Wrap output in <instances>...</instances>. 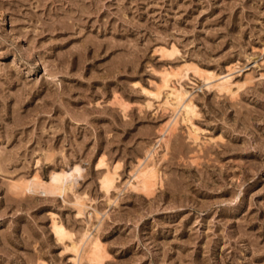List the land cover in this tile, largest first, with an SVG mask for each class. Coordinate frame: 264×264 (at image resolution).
Instances as JSON below:
<instances>
[{
  "label": "rangeland",
  "instance_id": "rangeland-1",
  "mask_svg": "<svg viewBox=\"0 0 264 264\" xmlns=\"http://www.w3.org/2000/svg\"><path fill=\"white\" fill-rule=\"evenodd\" d=\"M172 91L196 108L165 142ZM74 166L65 195L23 189ZM54 223L101 264H264V0H0V264H96Z\"/></svg>",
  "mask_w": 264,
  "mask_h": 264
},
{
  "label": "bare ground",
  "instance_id": "bare-ground-1",
  "mask_svg": "<svg viewBox=\"0 0 264 264\" xmlns=\"http://www.w3.org/2000/svg\"><path fill=\"white\" fill-rule=\"evenodd\" d=\"M175 50L176 49L171 50V52L174 53L176 52ZM168 55H171V53ZM189 71H191V68L188 67L184 69L183 72L188 73ZM183 72H179V73L169 72L167 74H163L162 84L159 88V93H157L156 95L159 96L161 93L160 91L162 89L164 90L168 88L170 86L172 79L177 75H179L180 73L182 74ZM195 74H199V76L204 80V82L206 81L208 83L209 87L211 86L217 87L219 91L233 93L234 91L233 86L238 85V83H233V76L231 74H226L223 77H220L219 75H215L209 72L208 74L203 75L204 73L200 74L196 69H195ZM171 95L173 96L172 98L173 101L168 102V106L170 104V106L173 109V118L172 119L170 118V121L166 122V131L164 132L165 135H163L164 137L161 138V140L165 142L167 141L166 138L167 134L169 135L171 134L172 131L174 130L176 131L179 117H182L184 122H189L191 120V117L195 115V108H196L191 98L186 99L187 95L185 93H182L180 91H172ZM79 171H80L79 166L72 167L70 171H64V170L60 172L55 171L52 173L50 177V181L48 183L41 181L39 178H34L32 179L31 182H28L26 185H24V188L23 187L22 188L25 189L26 191L28 190L32 192L43 190L45 193H50V194L58 193L61 195H65L69 190L73 191V189L75 188V182H76L75 172H79ZM119 177L120 176L117 173V169H115L114 171L108 170L105 178L102 180L103 189H105V191L109 193L112 190V188L114 189L115 182ZM131 179L132 180L128 182L131 189L137 191H141V190L148 191L151 190V188L154 186L155 183L158 182V180H160V176L154 166L150 165L149 163H144L138 170L133 172V177ZM75 204L78 207L79 214H82L84 210H86L87 208L84 199L80 196H76ZM54 230L58 238L61 239L62 241L66 240V238L72 240L71 236L73 234L71 233L72 235L69 236L68 231L65 229L63 225L54 223ZM71 248L75 253L76 257L80 261H83V259L84 260L88 259V261L90 260L96 264H101L104 257L107 256V255L105 256V250L103 249L104 247H102L100 242L97 239L93 238L88 232L84 233L79 241L76 242L72 240Z\"/></svg>",
  "mask_w": 264,
  "mask_h": 264
}]
</instances>
